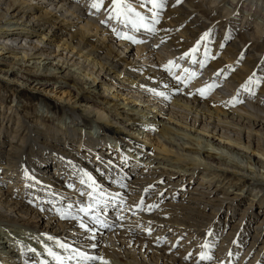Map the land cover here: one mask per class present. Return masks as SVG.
Returning <instances> with one entry per match:
<instances>
[{"label": "bare ground", "instance_id": "bare-ground-1", "mask_svg": "<svg viewBox=\"0 0 264 264\" xmlns=\"http://www.w3.org/2000/svg\"><path fill=\"white\" fill-rule=\"evenodd\" d=\"M35 1L41 6L34 5ZM75 1L0 0V67L11 64L10 70L0 68V72L14 74L19 69L30 86L58 85L61 90L73 92L70 99L61 101L68 117L52 124L42 120L51 106L38 111V123L17 105L5 109L2 103L0 229L5 224L15 234L20 227L31 230L29 235L37 231L78 252L74 258L70 254L61 260L59 251L43 242L37 247L49 248V252L41 256V250L23 248L22 242L3 235L0 249L3 246L7 250H0V258L13 257L17 262L26 260V264H84L85 259L79 255L84 253L97 257L87 260L89 264H193L185 258L187 255L197 259V264H264V217L258 219L264 211V196L254 195L247 206H242L243 193H231L227 187L214 185L224 175L249 177L256 188L264 184L262 178H257L264 167V108L247 104L228 111L222 103L224 84L239 83V79L247 82L244 89L248 92L264 94V74H260L261 78L248 74L249 67L264 60L263 2L179 0V8L170 10L168 21L142 13L145 0H122L134 11L122 9L119 15L112 0H83V6ZM223 2L229 5L226 13L218 9ZM94 3L100 6L93 7ZM254 11L262 12L258 16ZM136 13L148 25L142 37H134L143 47H135L133 39L125 38L127 27L134 32L135 19H139ZM232 13L251 19L254 25L250 28L246 23L240 28L232 16L228 17ZM106 17L114 20L115 26L106 30L110 36L104 26H99ZM224 25L231 33L221 36ZM126 39L128 42H124ZM57 41L60 44H55ZM208 42H214L216 48L207 50ZM166 44L180 50L189 63L198 60V67L203 62V66L213 68L224 81L214 91L205 87L211 82H188L180 73L159 69L154 57H150L157 53L154 49ZM11 53L22 57L15 58ZM227 54L235 62L232 65L224 61L222 55ZM34 59L52 61L42 64L43 61L32 62ZM238 62L241 68L234 66ZM101 70L105 71L101 80L110 89L119 85L121 90H137L148 98L154 95L153 100L162 110L143 98L135 99L140 100L138 104L126 98L122 104L118 96L110 93L112 97L101 96L107 101L103 105L100 101L88 102L100 92L97 89L101 85L96 83ZM44 74L50 78L48 82L42 79ZM249 77L253 78L251 83ZM199 89H204L205 94L201 95ZM63 93L57 98H62ZM83 102L91 105L82 107ZM110 108L114 114L109 116L106 109ZM120 118L129 130L143 127L156 132L159 143L148 145L135 133L121 126L119 129L116 119ZM217 135L220 138L215 139ZM104 136L113 141L104 140ZM51 160L57 164L53 163V171L48 170ZM199 172L201 182L195 184L193 178L199 177ZM229 177L224 178V185ZM182 194L185 198L179 197ZM221 211L232 212L240 219L237 223L231 217L223 219ZM50 252L55 256L50 257ZM201 253L209 259H201Z\"/></svg>", "mask_w": 264, "mask_h": 264}, {"label": "rangeland", "instance_id": "rangeland-1", "mask_svg": "<svg viewBox=\"0 0 264 264\" xmlns=\"http://www.w3.org/2000/svg\"><path fill=\"white\" fill-rule=\"evenodd\" d=\"M146 2H147V0H145ZM178 1L179 0H162V2H163V4H164V8H159V9H157V8H154L151 4L149 5L148 3L145 5V6H143V10H141L140 9V7L138 8L139 10H141V12L142 13H144V14H146V15H148L149 17H152V18H154V17H156V18H162V17H164L166 20L168 19V21H170L171 19V13H170V10L171 9H178L179 8V3H178ZM263 2V4H264V0H260V2ZM77 2V3H76ZM167 4H166V3ZM262 2H261V4H262ZM75 4H78V5H84L83 4V0H76L75 1ZM171 4H172V6H171ZM34 5H37V7H39V6H41V4H39V2L38 1H35V3H34ZM134 6H135V4H133ZM175 5V6H174ZM179 5V6H178ZM227 5V6H226ZM173 7V8H172ZM227 7H229V5H228V3H225V2H223L222 4H220L219 6H218V9H219V11H220V13L222 12V13H226L227 11H228V9H227ZM166 8V9H165ZM168 11V12H167ZM262 12V11H261ZM261 12H257V11H254V13H256L258 16H260V13ZM259 13V14H258ZM232 16V20H235V22H236V24L240 27V26H243L244 24H246V23H248L249 25H250V28H251V25L253 26L254 25V23H253V21H248L247 19H244V16H239L238 17V15H236L235 13H232V14H230V15H228V17H231ZM237 17H238V19H237ZM112 20V21H111ZM136 20V24H135V28H134V32H132V30L130 29V28H126L127 30H128V33H125V36H130V37H132L133 38V40L132 39H130V40H132L131 41V43L132 42H134V43H132L135 47H143V45L142 44H140V43H137L135 40H137L136 38L134 39V37H142L141 35L145 32V27H143V26H141V23H140V20L139 19H135ZM139 20V21H138ZM151 21H154V19L152 20V19H150ZM116 21V20H115ZM248 21V22H247ZM103 22V23H102ZM101 23H100V25H99V23H97L99 26H100V28L101 27H103V29L106 31L107 30V28L109 27V26H111V25H113L112 27H114L115 25H114V20L112 19V18H110V17H106L105 19H104V21H102ZM74 25H77V21H75V20H73V22H72ZM105 23V24H104ZM253 23V24H252ZM79 24V23H78ZM84 24V23H83ZM143 24H144V22H143ZM79 25H81V24H79ZM102 25V26H101ZM143 28V29H142ZM227 28V29H226ZM241 28V27H240ZM249 28V29H250ZM221 31H223L222 33H221V36L222 35H226V34H230L231 33V29L230 28H228V27H226V25H224L222 28H221ZM251 31H253V30H250V32ZM101 32H103V31H101ZM101 32H99V34L102 36L103 35V33H101ZM107 32V31H106ZM140 33V34H139ZM109 33L107 32L106 33V35L107 36H110V34L108 35ZM133 34V35H132ZM138 34V35H137ZM118 40H120L121 38L120 37H122V36H115ZM123 38V37H122ZM129 40V41H130ZM46 41V40H45ZM44 41V42H45ZM58 41H60V39L58 40ZM56 42L55 44H60V42ZM124 42H128V40L126 39ZM136 42V43H135ZM19 43V42H18ZM23 45H21V46H23V47H25V45L26 44H24V43H22ZM136 44V45H135ZM19 45V46H20ZM213 45V46H212ZM168 44H166V45H163V46H161L160 47V49H154L157 53H155V52H153V54H152V56L150 57L151 59L154 57V61L156 62V64L158 65V67H159V69H161V70H165V71H169V72H171V74H174V73H180L182 76H184L185 77V81H191V79H193V80H201V83L202 84H205V83H210L211 82V84L212 85H215V87H213L214 88V91H215V89H216V86L217 85H219L220 83H221V81H224V80H222V78L223 77H221V76H219L218 74H217V72L213 69V68H210L209 66H203V67H198L197 66V61L198 60H192V62L191 63H189L190 62V60L189 59H187L186 57H184V54L179 50V52H178V50H173V48H172V46H169ZM168 47V48H167ZM205 47H206V49L207 50H214L215 48H216V46H214V42H208L206 45H205ZM213 47V48H212ZM162 49H164V51L162 50ZM171 50H173V51H171ZM172 52V53H169V52ZM133 52H135L136 53V49L133 51ZM163 52V53H162ZM167 52H168V55H167ZM162 53V55H164V56H162V55H160ZM165 53V54H164ZM243 53V52H242ZM175 54V55H174ZM172 55V56H171ZM228 55V56H227ZM226 56H224V55H222L223 57H224V61H227V63L228 64H233V63H235L234 61H231V59H229V58H231L230 57V55L229 54H227ZM11 56H13V57H15V58H20V57H22L21 56V54H19V53H17L16 55H15V53H11ZM19 56V57H18ZM146 56V55H145ZM148 56V55H147ZM157 56H158V58H160L161 60H162V62H160L159 63V61H161V60H159L158 58H157ZM171 56V59H173L172 60V63L171 64H169V61H170V59L168 58V57H170ZM222 56H220V57H222ZM135 57H140L139 55L138 56H136L135 55ZM223 57H222V59H223ZM175 58V59H174ZM140 58H138L137 60H139ZM156 59H158V60H156ZM35 61H39V62H42L43 60H39V59H34L32 62H35ZM52 60H44L43 62H42V64H44V63H47V62H51ZM178 61V62H177ZM1 62V61H0ZM175 62V63H174ZM185 62H188L189 63V66H186V65H184V63ZM3 63V62H2ZM239 63H241V62H238V63H236V65H234V66H237L238 68H241L242 67V65L241 64H239ZM161 64V65H160ZM174 64V65H173ZM177 64H178V66H177ZM260 64V65H259ZM30 65H33V63H31ZM157 65H156V67H157ZM191 65H194L195 67H193L192 66V68H191ZM203 65H205V64H203ZM11 64H8V65H4L3 67H0V68H2L4 71H8V70H10L11 69ZM168 66V67H167ZM164 67H166V68H164ZM169 67H171V69H169ZM186 68V69H185ZM193 68H195V70H198L197 72L196 71H193ZM206 68V69H205ZM253 68V69H252ZM173 69V70H172ZM176 69V70H175ZM179 69V70H178ZM205 69V70H204ZM183 70V71H182ZM185 70H187V71H185ZM249 70H250V72L248 73V74H250V75H254V76H257V77H259L260 76V74H261V76H263V74H264V60H262V62L261 63H258V65L256 66V67H249ZM20 70L19 69H16V72H14V74H11V73H9V74H6V73H4V72H0V107H2L1 105H2V103L4 104L3 106L5 107V109H8V108H10L12 105H17L18 106V108H20V109H22V111L25 113V112H27L28 114H30V115H32V117L31 118H33L32 120H35V121H37L38 123H41V121L40 120H37V118L35 117L36 115H38L39 116V110H42V109H44V110H49V109H46L48 106H51V108H52V110L50 111H48V115L46 116V118H42V120L44 121L45 120V123L46 124H48V123H50V124H52V123H57V122H59V121H62V120H64L66 117H68L67 116V114L65 113V112H63L62 111V103H61V101H63L64 99H66V100H68V99H70V98H68L69 96H73V92L70 90V89H63V90H61V89H59V88H57V87H59L58 85H55V86H47V87H39V86H35V84H33V85H31L30 86V83H28V79H26L25 77H21L22 76V74L19 72ZM182 71V72H181ZM206 71V72H205ZM105 71H103L102 72V70L100 71V76H99V80H97V83L96 84H99V85H101L100 86V88L98 87V89L97 90H100V92L98 93V92H96L97 94H94V95H92V96H94V97H92V100H89L88 102H90V103H94V104H96V101H100V102H102V105H103V103L105 104V103H107V101H106V99L105 98H101V96L103 97V96H107V95H109L108 97H112L111 95L112 94H114V95H116V96H118V101H120V103H124V101H127L126 100V98L127 99H130V100H134L135 101V103H139L140 102V100H135V99H140V98H143L144 100H146V101H148V103H150V104H152L153 105V107L154 108H156V107H158L159 108V110H162V106H160V104L159 103H157L156 104V100H153V98H152V96H154V95H152V96H150L149 98L147 97V94H145L146 96H142V94H140V93H138V92H136L137 90L136 89H134V90H136V91H130L129 89H122L121 90V88H123V87H119V85H116V87H114V88H112V89H110V87H109V85H106V83L104 84L103 82H102V80L101 79H103V78H105V73H104ZM184 72V73H183ZM201 72V73H200ZM211 72V73H210ZM216 72V73H215ZM258 72V73H257ZM102 73V74H101ZM192 73H196V75H195V77L194 76H192ZM199 73V74H198ZM190 74V75H189ZM204 74H205V76H204ZM209 74V75H208ZM83 75H85V74H83ZM217 75V76H216ZM48 75L47 74H44V77L42 78V79H44V81H46V82H48L49 80H50V78L49 77H47ZM88 76V75H87ZM188 76V77H187ZM192 76V77H191ZM214 76V77H213ZM261 76H260V78H261ZM194 77V78H193ZM32 78H33V76H32ZM49 78V79H48ZM48 79V80H47ZM91 78H89L88 77V80H90ZM208 79H210V80H208ZM261 79H263L264 80V76L261 78ZM123 81H126V80H124V79H122ZM208 80V81H207ZM91 81V80H90ZM214 81V82H213ZM218 81V82H217ZM52 83L51 84H55V81H51ZM225 82H223V84H224ZM234 85H233V84ZM247 82L245 81V80H242V79H239V83H235V82H228L226 85H228V86H226L225 84H224V86H225V93L227 94H224V100H223V104H224V107L225 108H227L228 109V111H233V110H236V109H238L239 107H245V105L247 106V104L249 105V104H254V105H260V107H263L264 108V94H258L257 92H248L249 90L248 89H244V87H242V85H245ZM50 84V85H51ZM237 84V85H236ZM95 85V84H94ZM230 85V86H229ZM234 87H233V86ZM123 86H125V84L123 85ZM240 86H241V88H240ZM101 87H102V89H101ZM236 87V88H235ZM39 88V89H38ZM97 88V87H96ZM103 89H106L107 91H108V93H107V91H105V90H103ZM240 90V91H239ZM64 91V93H63V95L64 96H61L62 98H57L58 96H59V93H61V92H63ZM248 93H247V92ZM69 92H72L71 94H69ZM106 92V94H104ZM130 92V93H129ZM111 95H110V94ZM156 93V92H155ZM209 94H213L212 92H208ZM252 93V94H251ZM68 94V95H67ZM131 94H134V96H133V98H131L132 97V95ZM247 94V95H246ZM251 95H252V97H251ZM256 95H257V97H256ZM262 97H261V96ZM130 96V97H129ZM136 96V97H135ZM238 96V97H237ZM225 97H227V99L225 98ZM228 98H231V99H228ZM236 98H239L238 100L236 99ZM241 98V99H240ZM256 98V99H255ZM72 99V102H74L75 101V99H73V98H71ZM88 99V98H87ZM235 99V100H234ZM242 99H244V100H242ZM246 99V100H245ZM249 99V100H248ZM253 99V100H252ZM260 101H258V100ZM228 100V101H227ZM237 100V101H236ZM239 100H241V101H239ZM94 101V102H93ZM133 101V102H134ZM225 101V102H224ZM232 101V102H231ZM239 101V102H238ZM243 101H246V103L245 102H243ZM250 101V102H249ZM231 102V103H230ZM243 102V103H242ZM249 102V103H248ZM254 102V103H253ZM226 103V104H225ZM244 104V106H242V104ZM99 104V103H98ZM239 104V105H238ZM81 105H82V107H88L89 105H91V104H87L86 102L84 103H81ZM231 105V106H230ZM228 106V107H227ZM230 106V107H229ZM235 106V107H234ZM15 107V106H14ZM45 107V108H44ZM111 107V106H110ZM142 107H144V106H142ZM144 108H147V107H144ZM107 110V112L109 113V116L110 115H113L114 114V112L113 111H111V108H110V111H109V109H106ZM165 112H166V109L164 110ZM107 113V114H108ZM116 120H118V124L117 125H119V126H116V127H118L119 129H121L120 128V126L124 129V130H129L128 129V127H127V124H123L122 122H123V119H116ZM34 121V122H35ZM47 121V122H46ZM167 121V120H166ZM89 123V122H88ZM141 129H137V128H133L132 130L130 129L129 130V132H132V133H135V136H138V137H140V140H142V142H146L147 141V144H148V142L149 143H151V144H157V143H159V138H158V136H157V133L156 132H153V131H151V130H147V128H143V127H140ZM201 133H203V134H205L203 131L201 132ZM10 135V134H9ZM211 136V135H210ZM218 138H220V135H217L216 136V138L215 139H218ZM222 138V137H221ZM146 139V140H145ZM8 140H10V138H8ZM223 141H224V138H223ZM111 142V141H110ZM161 144H162V142H161ZM105 145V144H104ZM149 145V144H148ZM106 146H110V144H106ZM128 151H133V150H131V149H128ZM235 151H243V150H240V149H237V150H235ZM132 153V155H133V152H131ZM243 153V152H242ZM91 154H92V156H94V154H93V152H91ZM49 154H47V156H48ZM247 155V154H246ZM257 155H259L258 153H257ZM134 156H136V155H134ZM237 158H241L240 156H237ZM254 158V157H253ZM146 159V158H145ZM241 159H243V160H245L244 159V157L243 158H241ZM48 159H46V163H49V161H47ZM135 161V160H134ZM137 161V160H136ZM141 161H143V160H141ZM154 161H155V159H154ZM256 161H257V159H256ZM259 162V161H258ZM222 163H225V164H228V163H226L225 162V160H223L222 161ZM131 164L134 166V167H137V165L136 164H133L132 162H131ZM141 165V164H140ZM230 166L234 169V170H236V171H239L240 173H242V170L240 169V168H238L236 165H231L230 164ZM101 168V167H100ZM221 168H227L226 166H224V165H222L221 166ZM262 170L263 171H259L258 173H257V178L258 179H260V178H262L263 179V181H264V167H262ZM112 174H114V173H112ZM201 172H199V177L198 176H196L195 178H193V181H195L194 183L195 184H199V182H201ZM250 174V172H246V175L248 176ZM250 175H252V176H254V174H250ZM115 175H113V177H114ZM126 175L125 174H123V175H121V177H122V179H124V177H125ZM227 176H231V177H229V178H227V180H226V182H225V185L223 184L224 182V178L225 177H227ZM130 177H131V175H130ZM67 178V177H66ZM112 178V177H111ZM63 179H65V178H63ZM228 180H230V182L227 184V182H228ZM2 181H4V178H2ZM77 182V181H76ZM251 181H250V178L249 177H242V178H240V179H238L237 177H233L232 175H224V176H221V177H218L217 179H216V182L214 183V185H222L223 187H227V188H229V190L231 191V193H235V194H240V193H243V197H244V201H242V206L244 205V206H247V204L249 203V202H251V200H252V198H253V196L254 195H257V196H259V198H261L262 196H264V184H261V187H263V188H261L260 187V184L259 185H257V186H259L258 188H256L254 185H251ZM258 184V183H257ZM29 191V190H28ZM174 193V192H173ZM257 193V194H256ZM175 198L177 197L178 198V195L177 194H175V195H173ZM179 197H181V198H185L184 197V195L182 194V195H180ZM222 212V215L220 214V213H218V215H221L222 217H223V219H229L230 217L231 218H233L235 221H236V223L239 221V215H234V213H227V211H221ZM260 215H262V216H259L258 217V219L260 220V219H262L263 217H264V211H262V213H260ZM238 218V219H237ZM20 230L21 231H18L16 234H15V232H12L11 231V229L7 226V225H2L1 226V229H0V239H1V237L4 235H7L8 237H12V239H16L17 241H20V242H22L21 244V246H23V248H32V251H35V250H37V249H33V248H37V246H39L38 244L39 243H46V244H50V245H52V246H54V248H56L59 252V255H60V257H61V260H65V259H67V256L68 255H73V254H75L76 253V251H77V249H75V248H73V250L74 251H72V250H69V249H62V247H61V245L62 244H60L58 241H51V240H49L48 238H46V237H43V236H41L40 235V233L39 232H37V231H35L36 233L34 234V235H29V234H31L32 233V231L31 230H29V229H26V228H22V227H20ZM26 230H27V232H26ZM19 234V235H18ZM27 234V235H26ZM21 235V236H20ZM18 236V237H17ZM22 236H23V238H22ZM28 236V237H27ZM29 238V239H28ZM33 238V239H32ZM43 238V239H42ZM22 239V240H21ZM32 239V240H31ZM40 240H42V241H40ZM31 241V242H30ZM12 242V241H11ZM56 243H58L60 246H58V245H56ZM26 246V247H25ZM5 247V246H4ZM40 248V247H39ZM42 248V247H41ZM40 248V249H41ZM193 248V247H192ZM1 252H2V250L3 251H6L7 250V248H3V246L1 247ZM63 253H62V252ZM41 256L43 255V252L41 251V252H38ZM64 253H66V254H64ZM190 253V252H189ZM188 253V254H189ZM50 256V255H49ZM12 257V256H11ZM50 257H52V255L50 256ZM188 261H190L191 263H193V264H197V262H195V261H197V259L195 260V259H190V257H187V255H186V257H185ZM13 259H14V261H13ZM18 260L16 259V258H10V257H1L0 258V263H5V264H23V263H16ZM28 261V260H27ZM93 261V260H92ZM23 262V261H22ZM25 262H26V260H25ZM110 262V261H109ZM90 263V262H89ZM88 262H87V264H89ZM111 264H114L113 262H110Z\"/></svg>", "mask_w": 264, "mask_h": 264}, {"label": "snow or ice", "instance_id": "snow-or-ice-1", "mask_svg": "<svg viewBox=\"0 0 264 264\" xmlns=\"http://www.w3.org/2000/svg\"><path fill=\"white\" fill-rule=\"evenodd\" d=\"M112 3L116 6V11H117V14L118 15L120 14V11L122 9H126V12H132V11H134L133 9H131L130 6H128L126 4H122V0H112ZM147 3L152 4V6L154 8H157V9L164 7V4H163L162 0H147ZM92 6L98 8L100 5L94 3ZM136 15H137V17H139L141 26L148 27V25L143 24L144 17L140 16L139 13H136ZM150 30L154 31L155 29H150ZM204 35H205V37H207L208 36V33H205ZM125 38H127V39H133L130 36L125 37ZM203 38L204 37H202V39ZM171 63H172V61H169V64H171ZM201 67H203V62L201 63ZM185 71H187V70H185ZM195 75H196V73H192V76H195ZM252 79H253L252 77H249V83L252 82ZM257 83H259V81H257ZM205 87L208 88V89H211V88L215 87V85H206ZM242 87H246V85H242ZM198 91L200 92L201 95H204L205 94L204 89H199ZM160 95H163V93H160ZM82 210L83 211H87V209H82ZM81 227H84V225H81ZM149 231H150V229H149ZM61 247H65V245H61ZM205 247H207V245H205ZM50 254L53 255V256H55V253H51L50 252ZM79 255L83 259H85V260H94V259H97V257H89V256L85 255L84 253H79ZM57 259H59V257H57ZM201 259H209V257H207L203 253H201Z\"/></svg>", "mask_w": 264, "mask_h": 264}]
</instances>
